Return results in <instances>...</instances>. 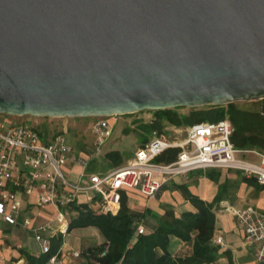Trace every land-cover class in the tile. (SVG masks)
<instances>
[{
	"label": "water",
	"instance_id": "95a60500",
	"mask_svg": "<svg viewBox=\"0 0 264 264\" xmlns=\"http://www.w3.org/2000/svg\"><path fill=\"white\" fill-rule=\"evenodd\" d=\"M264 98V0H0V113Z\"/></svg>",
	"mask_w": 264,
	"mask_h": 264
},
{
	"label": "built area",
	"instance_id": "2783aa9c",
	"mask_svg": "<svg viewBox=\"0 0 264 264\" xmlns=\"http://www.w3.org/2000/svg\"><path fill=\"white\" fill-rule=\"evenodd\" d=\"M257 100L264 109V98ZM22 117L0 113V222L20 224L27 205L51 207L52 219L37 222L29 212L21 223L33 231L40 254L51 251L54 237L69 232L72 218L79 213L75 205L86 203L97 213L116 215L123 192L156 198L174 177L210 168L237 170L264 185V151L237 148L231 140L233 125L228 118L186 127L164 122L161 129L152 130L148 141L140 144L123 165L98 171L90 168L91 162L103 155L101 145L113 134L110 116L87 117V127L96 140L84 150H78L67 139L72 125L60 121L83 117L44 116L49 119L46 131ZM153 119L155 116L141 122ZM170 148L179 149L177 157L171 162L158 161ZM247 155L256 156L259 162ZM77 166L80 171L73 179ZM228 209L238 218L245 244L255 250L258 264H264V211L252 206ZM145 231L138 222L137 234ZM214 241L224 245L222 236ZM69 255L79 257L81 253L66 249L63 242L47 264H62Z\"/></svg>",
	"mask_w": 264,
	"mask_h": 264
},
{
	"label": "trees",
	"instance_id": "16d2710c",
	"mask_svg": "<svg viewBox=\"0 0 264 264\" xmlns=\"http://www.w3.org/2000/svg\"><path fill=\"white\" fill-rule=\"evenodd\" d=\"M253 108L240 107L236 102L228 104H210L191 107L188 112H180L181 107L154 111L155 119L144 123L150 130L161 129L164 122L177 126H191L200 122H217L228 118L233 125L231 140L240 149H258L264 151V109L260 100ZM141 125V126H142ZM148 141L146 137L142 142ZM178 148H170L157 160L171 162L178 154ZM106 159L112 168L124 163L119 150L106 153ZM91 169H95L91 165ZM211 179H218V174L205 171ZM254 182V179H246ZM264 188V185H262ZM179 188L196 207V211H185L180 216L172 208H167L163 215L147 208L143 213H135L129 207L128 194L122 193L121 208L118 214L97 213L88 204L75 205L78 215L69 224V232L77 227H97L104 241L83 250L88 264H212L227 252H221L220 246L214 242L216 231L215 206L221 201L219 191L212 202H208L193 194L186 185ZM150 214L156 225L142 234H137V220ZM177 237L192 246L188 255H174L171 251V239ZM64 242L62 234L53 238L51 251L34 254L26 248H20L21 257L26 264H47L51 256L57 253Z\"/></svg>",
	"mask_w": 264,
	"mask_h": 264
},
{
	"label": "crops",
	"instance_id": "0c3cea01",
	"mask_svg": "<svg viewBox=\"0 0 264 264\" xmlns=\"http://www.w3.org/2000/svg\"><path fill=\"white\" fill-rule=\"evenodd\" d=\"M115 122L116 121L111 123L114 125ZM67 139L70 142L68 135ZM75 147L78 150H84L86 148L82 144ZM103 155L106 154L103 152ZM247 157L250 160H253V157L257 158L254 155H247ZM130 158L127 160L124 159V163ZM75 171L76 172L71 176L73 179L77 178V172L80 171V168L78 166L75 167ZM206 171H210L215 175L218 174V179L215 180L207 177L203 170H195L186 175L174 177L162 188L156 198H146L135 192L129 193V207L135 213H143L147 208H150L152 212L159 215H163L167 208H172L175 211V214L180 216L185 211H196V207L186 198L183 191L179 188L180 185H186L193 194L208 202H212L218 192L221 191L223 198L215 206L216 231L214 238L218 236L223 237L224 245H218L221 248L220 251L227 252L228 255H223L218 261L212 264H258L255 250L245 244L244 230L240 225L238 218L228 208L243 209L252 206L264 211V188L262 187V184H260L255 178H246L237 170L210 168ZM246 179H254V182L252 183H256L259 189H254L251 182L246 181ZM29 212L34 215L37 222L49 220L54 217V211L51 207H33L27 205L20 218V224L14 226L0 222V264H6L8 257L7 250L5 249L4 252L2 251V245L4 243L3 238L6 233L12 230H21L26 234L33 232L21 225L23 217ZM142 219L146 220L145 228L147 231L152 229L157 223L150 214H147ZM138 222L142 223L140 221H137V223ZM171 251L174 255H188L192 252V246L177 237H173L171 239ZM67 261L68 259L66 258L62 264H68ZM71 262L72 260L70 261V264Z\"/></svg>",
	"mask_w": 264,
	"mask_h": 264
},
{
	"label": "rangeland",
	"instance_id": "374dc122",
	"mask_svg": "<svg viewBox=\"0 0 264 264\" xmlns=\"http://www.w3.org/2000/svg\"><path fill=\"white\" fill-rule=\"evenodd\" d=\"M235 102L243 108H253L258 106V102L254 100H241ZM190 109L191 107H181L179 111L188 112ZM154 116L153 110H144L118 116L111 115L109 120L111 122H116L114 124L112 136L101 145L103 152L106 154L111 150H119L124 156L125 160L132 157L137 147L146 137H149L152 133L150 128L141 124L143 123L141 122L142 119L148 121ZM22 118L31 121L42 131L48 130V127L45 125L46 122L49 121L47 117H35L27 115L23 116ZM88 120L89 118L87 117L75 118L73 120L64 118L60 120L61 122H68V125H72L71 133L68 134V137L73 145L79 146L82 144L87 147L91 146L96 140V135L91 131L90 128L87 127ZM165 134L170 136L171 132L165 131ZM253 160L255 162H259V160L255 157H253ZM91 165L98 171L112 169L110 162L106 159L105 155L93 160ZM251 185L254 186V189H259L256 183H251ZM137 221L142 222L144 226L146 225V220L138 219ZM3 241L4 243L2 245V251L4 252L6 249L8 252L6 264H26V261L21 257V253L19 251V249L22 247L26 248L31 253H35L36 255L40 254V248L34 239L33 232L26 234L21 230H12L6 233ZM103 241V235L101 234L100 230L94 226L77 227L72 232L65 234L64 242L67 247L66 249L70 248L73 251H79L81 253L79 257H73L71 255L67 256L68 264H70L71 260V264H88L87 258L83 255V250L88 247L97 246Z\"/></svg>",
	"mask_w": 264,
	"mask_h": 264
}]
</instances>
